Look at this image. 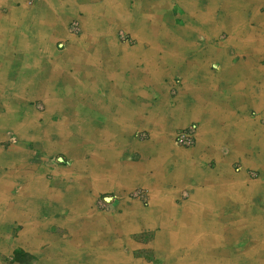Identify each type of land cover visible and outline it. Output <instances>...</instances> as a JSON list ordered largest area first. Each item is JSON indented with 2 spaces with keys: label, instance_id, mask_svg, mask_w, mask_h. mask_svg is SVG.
I'll use <instances>...</instances> for the list:
<instances>
[{
  "label": "crops",
  "instance_id": "obj_1",
  "mask_svg": "<svg viewBox=\"0 0 264 264\" xmlns=\"http://www.w3.org/2000/svg\"><path fill=\"white\" fill-rule=\"evenodd\" d=\"M0 264H264V0H0Z\"/></svg>",
  "mask_w": 264,
  "mask_h": 264
},
{
  "label": "rangeland",
  "instance_id": "obj_2",
  "mask_svg": "<svg viewBox=\"0 0 264 264\" xmlns=\"http://www.w3.org/2000/svg\"><path fill=\"white\" fill-rule=\"evenodd\" d=\"M36 2L37 0H27V2L29 3V4H32L33 2ZM69 11H72V10H69ZM68 12V11H67ZM41 13V11L39 12V15L37 16V18L39 19L38 20V22H39V24H43L44 23V21L43 20H41L42 18H45L44 16L42 17V14H40ZM74 13H71V14H69L67 17H66V20H67V22H66V25H67V23L68 22H70V20L73 18V15ZM26 17H28L29 18V16H24V18L26 19ZM30 19V18H29ZM22 20H24L23 18H21V21ZM69 28V29H68ZM75 30H76V27H75V24H74V21H71L70 22V26L69 27H67V31H68V34L70 35V37L72 38V37H74L75 35L74 34H72V33H74L75 32ZM16 30H14L13 32L15 33V37H19L18 36V34L15 32ZM20 35V34H19ZM61 44L59 45V47H62L63 46V42H60ZM176 142H177V145L178 146H180V147H183V148H192V146H186V145H183V144H180L178 141H177V139H176ZM197 142V141H196ZM196 144V143H195ZM194 144V145H195ZM193 145V146H194ZM166 147H169V148H171V146L170 145H168V143H162V151H164V148H166ZM149 192H150V190L149 189H147V188H142V187H139V188H134V189H132L130 192H129V197L132 199V200H137V201H139V202H141V203H143V204H147V202H148V200H149V197H150V195H149ZM105 196V195H104ZM104 196H101V198L99 199V202H98V206H99V208L101 209V210H110L111 208H114V212H112V213H115V212H117V210H115L116 208H117V204H118V199L117 198H114V199H112L110 202H107L106 200H104ZM117 202H116V201ZM138 210V209H137ZM136 210V211H137ZM131 212H134V211H131ZM125 213H126V211H125ZM116 214H118V213H116ZM115 214V215H116ZM114 215V214H113ZM135 215H137V214H135ZM152 215V214H151ZM111 228H114V226H112ZM110 228V229H111ZM121 230V229H120ZM116 235H118V236H120V237H118V236H116ZM24 235H19V236H17V237H15L14 239H13V241H12V243L13 244H17V245H27V244H32V241H34L36 238L35 237H32V236H30V235H26V236H28V237H25L26 239H31V243H27L26 244V240L25 239H23L22 237H23ZM99 237H105V234H103V235H99ZM107 240H118L119 241V247H118V249L119 250H121L125 245H129L130 244V246L131 245H133V243H132V241L127 237V236H124L123 234H107ZM3 238V237H2ZM119 238V239H118ZM134 238V237H133ZM135 238H137V240L140 242V245H144V246H146V247H152V248H157V249H160V247H158L157 245H156V243H157V241H156V239H157V237L155 238V237H152V236H148V235H143V234H138V235H136L135 236ZM50 239V241H52L54 238H49ZM98 241L99 242H101V240L100 239H98ZM57 242L58 241H54V243H55V245H57ZM138 242V243H139ZM132 243V244H131ZM2 244H3V242H2ZM154 245V246H153ZM84 247V246H83ZM64 248V247H63ZM61 246H57V249H59V250H61V249H63ZM109 248H111V250H114V251H117V247L114 249H112V247H111V245H109ZM155 250L156 251V253H158V250ZM111 250L109 251L110 253H112L111 252ZM126 254V252H123V254ZM156 253H155V255H156ZM143 255H145L146 256V258L147 259H149L150 260V256H151V253H149V251H147L145 254L143 253ZM158 255H159V253H158ZM115 256V255H114ZM113 256V257H114Z\"/></svg>",
  "mask_w": 264,
  "mask_h": 264
},
{
  "label": "bare ground",
  "instance_id": "obj_3",
  "mask_svg": "<svg viewBox=\"0 0 264 264\" xmlns=\"http://www.w3.org/2000/svg\"><path fill=\"white\" fill-rule=\"evenodd\" d=\"M211 8V7H210ZM42 20V19H41ZM153 31V30H152ZM138 49V48H137ZM125 52V51H124ZM128 52V51H127ZM134 53V52H133ZM145 54V53H144ZM161 161V160H160ZM196 167V166H195ZM184 168V167H183ZM131 171V170H130ZM137 171V170H136ZM189 171H190V169H189ZM141 172V171H140ZM174 172H176V170L174 171ZM174 172H170V171H168V168H166V170H164L163 172H161L160 171V169H159V172H156L155 174H156V176L158 177L157 179L159 180V181H161V180H163V178L164 179H167L168 180V178L166 177V174L168 173L169 175L170 174H174ZM130 173V172H129ZM188 173V172H187ZM195 173V172H194ZM197 173V172H196ZM128 175V174H127ZM140 175V174H139ZM178 175H180L179 174V172H177L175 175H173L171 178H169V181H177V179L175 180V178L178 176ZM182 175V174H181ZM186 175V174H185ZM190 175V174H189ZM201 175V174H200ZM194 176H195V174H194ZM187 177V176H186ZM181 178V177H180ZM161 179V180H160ZM171 179V180H170ZM128 180H129V182L130 183H133V182H135V181H137L138 180V174L137 173H134V174H130L129 175V178H128ZM181 180V179H180ZM185 180V179H184ZM164 182V181H163ZM228 185V184H227ZM231 186V185H230ZM240 195V194H239ZM246 196V195H245ZM135 205V204H134ZM202 205V204H201ZM156 207H158V206H156ZM218 207V206H217ZM178 208V207H177ZM183 208V207H182ZM200 208H201V206H200ZM199 208V209H200ZM156 209H158V208H156ZM198 209V208H197ZM198 209V210H199ZM204 210H206V209H204ZM138 211V210H137ZM179 211V210H178ZM184 211V213H183V215H186L187 214V211H185V209L183 210ZM132 213H134V212H132ZM180 213H181V211H180ZM130 214V213H129ZM152 214V213H151ZM124 215H126V213L124 214ZM135 215V214H134ZM133 215V216H134ZM135 216H138V215H135ZM134 216V217H135ZM145 216V215H144ZM180 216V215H179ZM203 216V215H202ZM205 216V215H204ZM141 217V216H140ZM176 217V216H175ZM208 217V216H207ZM130 218H131V216H130ZM144 218V217H143ZM197 218V217H196ZM133 219V218H132ZM145 219V218H144ZM149 219V218H148ZM214 219V218H213ZM122 220V219H121ZM134 220V219H133ZM179 220V219H178ZM123 221H125V220H123ZM134 221H137V220H134ZM143 221V220H142ZM141 221V222H142ZM148 221V220H147ZM155 221V220H154ZM182 221V220H181ZM216 221V220H215ZM144 222V221H143ZM146 222V221H145ZM204 222V221H203ZM213 222V221H212ZM215 223V222H214ZM135 224H136V222H135ZM137 224H138V221H137ZM147 224V223H146ZM175 224V223H174ZM187 224V223H186ZM199 224H201V223H199ZM204 224H205V222H204ZM184 225V224H183ZM216 225V224H215ZM175 226V225H174ZM179 226V225H178ZM169 227V226H168ZM201 227V226H200ZM207 227V226H206ZM213 227V226H212ZM126 228H128V227H126ZM171 228V227H170ZM211 228V227H210ZM125 229V228H124ZM180 229H182V226H181V228ZM184 229V228H183ZM208 229V228H207ZM179 231V230H178ZM180 232V231H179ZM212 232V231H211ZM165 234V233H164ZM182 234H185V233H182ZM218 235H219V233H218ZM232 235V234H231ZM26 236V235H25ZM220 236V235H219ZM95 238V237H94ZM97 238V237H96ZM185 238V237H184ZM26 239V238H25ZM162 240V237H157V243H156V245H159V247H160V245H161V240ZM174 239H176L175 237H173V240ZM180 239V238H179ZM164 240H165V236H164ZM37 241V240H36ZM159 242H160V244H159ZM168 242V241H167ZM133 243V242H132ZM131 243V244H132ZM115 245H116V243H114ZM164 244V243H163ZM168 244V243H167ZM95 245V244H94ZM129 246H130V244H129ZM154 246V245H153ZM162 246V245H161ZM165 247V246H164ZM179 247H180V245H179ZM166 248H167V246H166ZM169 248V247H168ZM167 248V249H168ZM175 251V250H174ZM219 255V254H218ZM172 256H174V255H172ZM176 256V255H175ZM126 258V257H125ZM181 259V258H180Z\"/></svg>",
  "mask_w": 264,
  "mask_h": 264
},
{
  "label": "built area",
  "instance_id": "obj_4",
  "mask_svg": "<svg viewBox=\"0 0 264 264\" xmlns=\"http://www.w3.org/2000/svg\"><path fill=\"white\" fill-rule=\"evenodd\" d=\"M196 131V125H189L187 127L181 128L176 133V139L180 144L193 146L197 141Z\"/></svg>",
  "mask_w": 264,
  "mask_h": 264
},
{
  "label": "water",
  "instance_id": "obj_5",
  "mask_svg": "<svg viewBox=\"0 0 264 264\" xmlns=\"http://www.w3.org/2000/svg\"><path fill=\"white\" fill-rule=\"evenodd\" d=\"M109 199V198H108Z\"/></svg>",
  "mask_w": 264,
  "mask_h": 264
}]
</instances>
